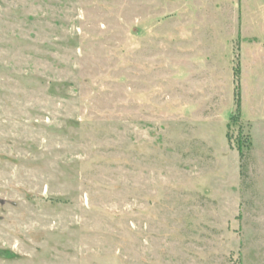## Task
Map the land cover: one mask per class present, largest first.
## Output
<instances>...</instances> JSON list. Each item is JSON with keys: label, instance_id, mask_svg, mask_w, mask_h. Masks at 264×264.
<instances>
[{"label": "rangeland", "instance_id": "obj_1", "mask_svg": "<svg viewBox=\"0 0 264 264\" xmlns=\"http://www.w3.org/2000/svg\"><path fill=\"white\" fill-rule=\"evenodd\" d=\"M0 264H264V0H0Z\"/></svg>", "mask_w": 264, "mask_h": 264}, {"label": "trees", "instance_id": "obj_2", "mask_svg": "<svg viewBox=\"0 0 264 264\" xmlns=\"http://www.w3.org/2000/svg\"><path fill=\"white\" fill-rule=\"evenodd\" d=\"M239 73H240V70H238V74ZM240 155H241V159L244 160L246 157V153H245L244 149H241Z\"/></svg>", "mask_w": 264, "mask_h": 264}]
</instances>
